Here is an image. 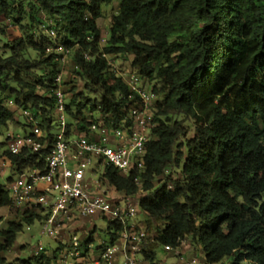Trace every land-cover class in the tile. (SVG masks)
Listing matches in <instances>:
<instances>
[{"label":"trees","instance_id":"1","mask_svg":"<svg viewBox=\"0 0 264 264\" xmlns=\"http://www.w3.org/2000/svg\"><path fill=\"white\" fill-rule=\"evenodd\" d=\"M25 1L29 13L23 4L17 9L16 0H0V18L22 33L7 46L9 56L0 54V137L15 122V112L5 106L14 98L39 119L48 143L43 157L54 142L50 90L60 70L57 55L46 50L56 45L47 41V48L37 49L39 60L29 51L36 47L44 15L63 46L75 51L74 75L88 93L67 84H74L65 94L71 95L67 111L78 131L100 123L94 114L116 127L135 103L103 55L132 57L131 66L143 80L159 84L153 88L160 98L157 127L146 144L141 175L145 260L156 264L159 248L178 249L190 238L201 246L206 264H264V0H121L103 47L98 21L102 6L112 0ZM92 96H100V102ZM5 155L15 173L44 169L43 158L27 151ZM134 177L106 170L110 184L128 195L139 190ZM10 206L0 178V208ZM41 220L39 213L26 212L19 223H9L1 232L0 264L24 228ZM45 259L49 262L43 256L22 264Z\"/></svg>","mask_w":264,"mask_h":264},{"label":"built area","instance_id":"2","mask_svg":"<svg viewBox=\"0 0 264 264\" xmlns=\"http://www.w3.org/2000/svg\"><path fill=\"white\" fill-rule=\"evenodd\" d=\"M52 26L50 22L43 28L55 38ZM54 53L57 63L63 67L70 51L58 43ZM103 58L111 72L127 85L129 99L135 101L128 108L127 120L114 127L113 124L106 126L99 117L100 123L92 124L87 132L78 131L77 121L67 111L62 72H59L50 90L55 100L57 132L53 133L49 153L43 157L48 143L42 130H35L32 136H7L8 154L19 156L27 151L43 158L45 163L43 170L35 166L17 173V178H11L7 188H3L11 199L8 208L22 214L39 213L43 223L41 235L60 244L52 254L42 246L35 249L30 259L43 256L49 259L40 264H150L143 255L147 227L146 221L140 220L143 216L140 198L146 195L141 175L145 169L146 144L153 139V130L157 127L155 117L160 98L141 76L134 72L122 74L112 57L103 55ZM86 60L90 62L94 58L86 56ZM23 115L36 123L28 110ZM93 166L98 172L91 170ZM108 167L123 178L137 173L133 182L138 192L128 195L115 189L106 178ZM98 219L109 222L115 229L108 241L96 237L92 230L96 229L95 225L91 228L81 225L84 220L93 224ZM184 245L182 242L178 249H165L181 256L180 264H203L197 258L185 262V253L179 251Z\"/></svg>","mask_w":264,"mask_h":264},{"label":"rangeland","instance_id":"3","mask_svg":"<svg viewBox=\"0 0 264 264\" xmlns=\"http://www.w3.org/2000/svg\"><path fill=\"white\" fill-rule=\"evenodd\" d=\"M121 0H112L110 4H106L102 6V17L98 21V26L101 30V47H103L108 39H109V30L112 22V17L117 14L119 9V4ZM9 4H12L10 1ZM23 4V5H22ZM15 7L18 9H21V5L23 7V10L26 13H29L31 10V7L27 4L25 0H16ZM18 18V16H15ZM41 19L45 25H49L47 21V18L44 15H41ZM52 23V22H51ZM25 24V22H23ZM4 31V34L2 32ZM52 31L56 33V37L53 38L50 36L49 32L43 28V26H39L36 29V35H35V43L36 47L30 48V54L32 59L39 60L40 59V53L37 52V49L43 47L47 48V41L53 42L54 46L57 43H61V39H58L56 29L54 27V24L52 26ZM22 36V33L20 32V28L15 23L11 22L9 19L0 18V54H5L6 56L10 55L9 47L11 46L15 41L19 40ZM63 39V38H62ZM46 44V45H44ZM54 48L51 46L46 50V54L54 53ZM74 55L75 51H71L67 58V63L62 67L59 65V70L62 72V80L64 84V90L65 92H68L72 85L68 86L67 84H71L74 82L77 86V93L83 92L86 96H88V93L86 90H84L85 84L84 82L74 75ZM112 59L116 64L117 70L124 74L126 72H134L137 75L138 72L134 70L131 66L132 64V57L125 58L123 56L118 57H112ZM140 76V75H139ZM145 81V80H144ZM159 87L158 82H153L149 84V88L153 89L154 87ZM71 95L66 94V100L67 105L71 104ZM94 101L100 102L101 97L100 96H92L91 97ZM10 102H13V105L10 104ZM5 106L10 108L15 112V122L9 124L8 130L0 137V144H2V147L0 146V178H1V185L3 188H7L9 179L10 178H17V173L14 172V170L11 168L10 163L7 160H4L6 153L8 151V138L7 136L9 134H15L20 136H28L32 134L35 130L41 131V128L39 127V119H35L36 123H31L24 115L23 111L24 109L19 108L14 103V98L8 99L5 102ZM29 111V110H28ZM31 114L32 112L29 111ZM72 112L75 113V108L72 109ZM91 113H88L86 115H89ZM96 118H99L98 114H94ZM57 132V126H55L52 129L51 133ZM43 135L45 136V132H43ZM7 158V157H6ZM91 170H94L95 172H98V169L94 166L91 168ZM173 178L178 179L180 178V173L177 172L173 175ZM22 217V213L19 211L14 210L13 208H0V244L4 243V240L1 236V232L6 230L9 223L16 222L19 223ZM141 221H145V217H140ZM81 225L83 227L91 228L95 225L96 229H92L93 232H95V235L97 238L108 241L111 234L114 233L115 229L113 226L110 225L109 222L102 221V220H95L93 224L90 223L89 220L82 221ZM90 226V227H89ZM43 230V223L36 222L33 226L25 227L23 233L19 234L17 236V240L13 248L1 255V258L4 260V264H22V261L25 260H31V256L33 254V251L37 249L39 246H42L45 250L48 251V253L52 254L55 253L59 247L60 244L48 237H43L41 235V232ZM185 245L180 248V252L185 253V262L188 259L197 258L199 261L205 260L204 252L201 249V246L199 244H193L191 239L188 238L184 241ZM181 257V256H180ZM173 252H170L166 250L164 247L159 248L157 251V263L156 264H180V258Z\"/></svg>","mask_w":264,"mask_h":264},{"label":"crops","instance_id":"4","mask_svg":"<svg viewBox=\"0 0 264 264\" xmlns=\"http://www.w3.org/2000/svg\"><path fill=\"white\" fill-rule=\"evenodd\" d=\"M5 154V153H4ZM4 160H7V158L5 157V159ZM40 187H42V186H40ZM201 263H203V264H205L206 263V261L204 260L203 262L202 261H200ZM226 264H229V262H226Z\"/></svg>","mask_w":264,"mask_h":264}]
</instances>
